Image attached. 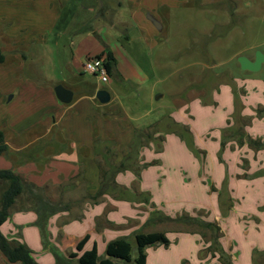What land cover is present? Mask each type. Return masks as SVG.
Segmentation results:
<instances>
[{
  "label": "crops",
  "instance_id": "crops-1",
  "mask_svg": "<svg viewBox=\"0 0 264 264\" xmlns=\"http://www.w3.org/2000/svg\"><path fill=\"white\" fill-rule=\"evenodd\" d=\"M0 1H2L0 2V21L5 19L9 23V20L13 19L12 14H15V10L8 16L4 12L3 5L6 1ZM65 1L68 2V0L18 2L23 5L20 8L21 17L29 19L28 22L25 20L23 22L27 25L36 24L38 28L32 32L38 36L24 43L31 44V42L41 40L47 44L50 41L47 37L53 34H47V32L57 26L56 23L63 13ZM120 1L113 0L116 5L115 15L120 17L118 19H121L125 25L130 20L131 22L134 20L140 29H143L142 32L146 31L147 34H151L153 24L145 17V11H151L155 15L152 6L156 4L150 2L149 5L144 1L129 0L128 7L123 9V3ZM163 2L159 0V5ZM107 5L109 8L112 7L111 4ZM123 11H127V17ZM32 18L35 23L31 22ZM23 22L20 21V26ZM117 23L120 24L117 20L106 26L96 25L84 31V34L77 35L82 37L77 41V50L74 52L71 50V57L66 56L69 57L66 62L70 75L60 83H70V87L78 89V97L74 99V93L73 100L67 106L59 101L55 94L54 88L58 83L52 87L41 86L35 81H24L17 78L19 75L14 73L18 70L22 71L24 67L28 68V65L14 45L13 51L10 50L11 58L6 57L5 59L13 65L0 67V127L4 131L9 146L8 152L0 156V168L11 169L19 174L27 184L34 185L31 188L28 186V189L26 188L17 197L14 204L16 211L12 219L15 223L21 224L20 232L17 228H13L5 236L14 242L26 244L39 264H56L59 259H62L63 264L65 262L66 264H80V252L77 250V245L82 240H85L83 250L96 247L99 255L104 257L110 241L118 238L135 240V234L141 230L154 232L155 229L149 228L148 230L147 227L153 224L150 221L151 214L160 211L172 217L179 215L200 217L203 223L198 224L197 228L192 231L168 230L167 236L171 242L168 246L150 247L147 252V264H264V144L260 146L247 138L248 136L255 142L259 140L264 142V134L256 132L254 135L250 134V122L253 116L257 119L259 115L255 108L258 105L264 107V96L260 92H251L248 86L246 87L247 93L236 96L235 92L226 85L224 100H220L219 97L215 98L218 103L216 107L205 103L199 97L186 103L184 107L187 112L184 113L183 119L186 120V124H190L189 128L193 132V147L185 143L186 140L179 133H158L156 136L161 137L160 143L150 141L140 149V173L125 170L117 174L116 180L121 185L131 189L134 193L144 192L149 197L151 195L148 202L120 200L113 195L99 191L101 170L106 169L107 166L101 159V155L96 153L98 160L95 158L93 143L101 139L115 142L118 145L119 139L108 136L106 128L96 137L90 136V130L93 123L103 115L112 116L111 122L117 121L118 117L123 116H117L116 113H120L122 107H112L111 104L106 106L113 99L111 93V100L106 104H101L95 97V91L101 88L96 87L94 90L88 88L78 71L82 72L81 69L85 71L84 63L87 58L101 55L105 58L106 53L110 51L117 60L114 72L110 74L111 78L114 75L120 81L119 72L123 73L125 79L134 78L127 71L122 70L124 69L123 60L125 66L129 65L136 70L132 57L122 52L123 48L120 46L118 36L113 35L109 28ZM14 38H16L13 41L15 45L25 39L22 34L20 40L16 36ZM74 39H72V44H74ZM10 79H14V84L8 87ZM43 87L51 101L52 106L50 107L60 110L58 118H54L53 126L43 131L39 130L31 136H22L21 132L24 128H21L19 124H28V118L36 121L42 117V112L37 113L36 111L45 105V98L42 101L37 97ZM233 89L236 91L235 88ZM82 90L85 93H79ZM239 92L242 90L240 89ZM11 93L12 98L7 99V95ZM253 95L257 101H253ZM258 95L261 97L259 98ZM16 96L26 99L25 107L29 105L30 108H34L33 116H22L15 119L14 116L7 114V103ZM198 106L203 111L199 118L196 117ZM240 106L243 108L241 109ZM217 107L220 109L219 113L214 109ZM175 120L178 121L179 118ZM257 120L264 124V119ZM7 121L16 132L7 125ZM244 123L246 124L241 126ZM115 125L114 123L112 126ZM56 127H58L59 134L56 133L57 131L53 132ZM3 128L10 131V135ZM242 129L245 134L241 133ZM226 132L228 133L227 138L225 137ZM132 136L133 132L130 130L124 142L128 143ZM57 137L61 141H68L71 137L77 140L79 137V144L85 143L80 146L75 145L79 148L76 165L66 164L67 160L61 159L65 169L59 167V170L52 175L39 176L50 164L51 160L48 161L46 150L48 146L51 147L57 141ZM240 137L243 141L239 143L238 138ZM169 141L176 143L177 149V154L174 153L172 160L166 158ZM39 145L41 146L40 153L33 154ZM9 152L15 156L25 154L26 159L9 158ZM144 152H149L150 157H147V154L144 155ZM50 154L51 159L59 155L58 152ZM124 154L117 152L115 162L119 163ZM162 155L165 157L162 158ZM96 160L99 162V167ZM24 164L36 166L35 169L31 168L35 174L30 175V169L23 171ZM166 164L170 170L161 168ZM150 168L157 169V181L153 183L155 186H151L144 176V172ZM75 180L84 182L85 186L80 189L76 185L73 186L74 182L69 183ZM66 184L68 185L62 188L66 197L63 205L46 201L38 192L40 189H46L44 186L60 187ZM70 195L73 197H69ZM61 197L60 195L59 198ZM167 202H171L172 207ZM39 213L44 217L48 216L44 232L37 223ZM7 221L1 225V229ZM208 223L214 224L215 229L206 225ZM204 229L209 232V236L204 237L202 234ZM37 252L43 255L40 259H38ZM75 252H78V256L72 257L71 254Z\"/></svg>",
  "mask_w": 264,
  "mask_h": 264
},
{
  "label": "rangeland",
  "instance_id": "rangeland-1",
  "mask_svg": "<svg viewBox=\"0 0 264 264\" xmlns=\"http://www.w3.org/2000/svg\"><path fill=\"white\" fill-rule=\"evenodd\" d=\"M5 1L6 3H3L4 12L9 16V13L15 10V14H12L13 19L9 20V23L6 22L5 19L0 21V51L4 53L5 59L6 57L11 58L10 53L15 46L17 48L16 50L23 55V59L26 61L28 68L24 67L22 71L18 70L14 74L19 75L17 78L24 81L32 80L41 86L52 87L56 83L60 84L65 77L70 75L66 62V59L69 57L66 56L71 57V50L72 52L77 50V41L82 38L77 35L84 34L86 30L96 25L100 26L101 24L106 26L118 20L120 24L117 23L115 29V26L109 28L113 35L118 36L120 46L123 48L122 52L132 57L133 66L136 68L135 70L129 65L128 67L125 66L123 60L124 69L122 70L127 71V73L132 75L135 79H125L123 73L119 72L120 81L116 76L113 75L111 78L109 75V82L102 83V81H99L96 74L85 72L83 69H81L82 72H80V70L78 72L81 73V78L88 88L94 90L96 87H100L108 90L112 94L113 99L106 106L111 104L112 107H122L120 113L116 112L117 116L123 115L116 119L122 123L115 120L111 122L112 116L106 114L93 123L92 129L90 130V136L96 137L102 130L105 128L108 129V132H106L109 133L108 136H114L119 139L117 141L118 145H116L119 147L117 152H120L122 155L128 150L138 130H149V128L159 123L163 118L168 116L174 119L179 118L178 121H182L180 123L189 128L190 124H186V120L183 119L184 113L187 112L184 105L194 98L199 97L205 103L207 102V104L216 107L218 103H216L217 101L215 98L219 97L220 100H224L226 96L225 91L227 90L226 85L235 92L236 96H239L241 93H247V86L251 92H260L264 96V61L258 71H244L238 62L239 56H247L252 60L255 59L258 53L264 56V0H163L164 2L161 5H159V0H138V2L144 1L149 5L150 2L156 4L152 6L155 12L154 16H157L156 18L163 27L161 30H158L150 21L153 24L150 32L151 34H147L146 31L142 32L143 29H140L138 23L134 20L133 22L130 20V22L125 25L121 19H118L120 17L115 15L116 5L113 3V0H68L67 3L66 1L64 3L63 13L56 23L57 26H54L53 29L48 30L50 32H47V34H53V36L48 35L47 39L50 41L47 42V44L41 40L31 42V44L24 43L38 36V34L32 33L34 32L33 30H38V28H36L37 25H27L23 22V20L26 22L29 21V19H24L20 15V8L23 5L18 2H24V0ZM120 3H123V9H125L129 0H121ZM107 4H111L112 7L109 8ZM148 12L153 14L151 11H145L146 18ZM123 13L127 17V11H123ZM112 18L114 20L113 22ZM21 20L23 22L22 26H20ZM31 22L35 23L33 18ZM42 25H44V23H42ZM123 27L126 28L124 29ZM21 34L25 39L19 41L16 45L13 44V41L16 39L14 36L20 40ZM72 39H74V44H72ZM11 63L12 62L6 60L4 63H0V67L10 66L9 64ZM115 64H117V60ZM13 80L10 79L11 82L10 85L8 84V87L14 84ZM233 83L236 91L233 89ZM238 83L240 85H238ZM64 84L62 85L66 88L69 87L68 89L75 93L74 99H76L78 97V89L76 87H70V83ZM240 89L242 92H239ZM81 92L85 93L84 90L79 93ZM11 95L12 93L8 94L7 99H9ZM258 96L259 98L261 97L260 95ZM37 97H39L38 99H42V101H44L45 98V105L36 111L37 113L41 111L42 117L36 121L28 118V124H19L21 128H24L21 132L22 136H31L39 130L43 131L49 126H53L54 118L57 119L58 113H60L59 109L56 110L50 107L52 104L48 99V94L44 87L41 88V92ZM252 98L253 101H257L254 95ZM26 103V99L16 96L11 102L7 103V114L14 116L15 119L22 116H33L34 108H30L29 105L25 107ZM67 105L68 104H65V106ZM37 107L39 108V106ZM240 107L241 109L243 108V106ZM194 109L192 108L191 110L193 111ZM214 109L219 113V107ZM255 111L259 114L257 115V119H264L263 105H258ZM202 113L203 111L198 106L196 117H201ZM234 115L236 114L234 113ZM254 117L255 116H253L252 120L250 118V134L254 135V132L264 134V124L254 119ZM114 123L116 125L112 126ZM246 123L241 126H244ZM7 125L12 128V125L8 121ZM3 129L9 134L10 131L8 132L5 128ZM15 129H17V127H15ZM12 130L16 132L13 128ZM130 130L133 132V136L128 143H125L124 140L129 136ZM55 131L59 134L58 127L53 129V132ZM190 132L193 133L192 130ZM160 133L164 134L165 131ZM241 133L245 134V131L242 129ZM7 134L6 137H8ZM225 134L227 138L228 133L226 132ZM184 135L188 137L187 133ZM13 136L12 134V137ZM78 138L79 137L75 140L71 137L68 141H61L57 137V141L51 145V147L48 146L46 150V152H48V154H46L48 161L51 160L49 162L50 164L39 176L45 177L52 175L56 170H59V167L65 169L66 167L63 166L64 162L61 159H66V164L75 166L79 150L75 145L80 146L85 144H79ZM157 138L158 140H156V143H160L161 137L157 136ZM247 138L251 141V137L249 138L247 136ZM238 139L239 143L243 141L242 137ZM98 141L102 140L100 139ZM150 141L152 142L153 140ZM258 142L262 141L259 140ZM38 143H40V141ZM95 143L97 142L95 141L93 143L94 151ZM144 143L143 145H146V140ZM71 145H73V148H71ZM84 148L83 146V149ZM40 151L41 146L39 145L38 149L35 152L33 151V154L37 155ZM49 152L53 154H57L58 152L59 155L51 159V154ZM174 153L177 154L176 143L169 141L166 158L172 160L174 158ZM145 154H147V157H150L149 152H144V155ZM8 155L9 158L16 160H22L25 157V154L22 153L19 154V156H15L9 152ZM58 156L60 157L58 158ZM101 157L106 164L105 157ZM163 157H165V155H162V158ZM95 158L98 160L97 155ZM139 158L140 155L138 161ZM58 159L60 160L58 161ZM8 160L11 162L10 159ZM120 163L121 161L116 164ZM96 164L99 167L98 161ZM138 164L141 165L140 163ZM31 165L32 164H24L22 170L30 169L31 171L32 167L33 169L36 168V166ZM161 168L163 170H170L167 164ZM106 169H108V167ZM156 171L157 169L150 168L144 172V176L151 186H155L153 183L157 181ZM121 172L123 173L125 170ZM33 174H35L34 171H31L30 175ZM35 176L36 175H34V177ZM149 178H151V180H149ZM71 182H74L73 186L76 185L77 188L79 187L80 189L85 186L84 182L78 180L69 181V183ZM67 185L68 184L60 187L48 185L44 186L46 189H40L38 192L42 194V198L46 201L52 202V204L63 205V203L66 202V197L62 192V188ZM5 187L6 183L0 182V208L2 204V193ZM135 193L139 194L144 192ZM155 194L158 195L157 193ZM60 195L62 196L61 198H59ZM69 197L73 196L70 195ZM150 198L151 195L149 199ZM155 202L158 203L157 201ZM167 204L172 207L171 202H167ZM14 207L15 205L9 209L8 221L6 220L5 226L1 229V232L4 233V235L6 234V236L13 228H17L19 230L18 232H20V228H22V226H20L21 224L15 223L12 219L16 211ZM151 216V218H153V222L151 223L153 224L147 227V229L149 230V228H152L155 229V231H162L165 232L166 235L168 230L181 232H183L182 230L192 231L196 229L198 223L203 220L200 217L188 215H179L175 217L165 215L163 218L166 219H161L155 216L154 212ZM141 231L146 232L145 230ZM202 234L204 237L209 236V232L206 229L202 231ZM10 241H12V239ZM131 242L133 244V255L136 256V242L135 240H131ZM12 244H14L13 241ZM154 246L156 245L147 247L146 252H148L150 247L153 248ZM37 253L38 259H40L43 255L41 252ZM61 260L62 259H59L56 264H63ZM0 264L21 263L8 261L7 257L0 250Z\"/></svg>",
  "mask_w": 264,
  "mask_h": 264
},
{
  "label": "trees",
  "instance_id": "trees-1",
  "mask_svg": "<svg viewBox=\"0 0 264 264\" xmlns=\"http://www.w3.org/2000/svg\"><path fill=\"white\" fill-rule=\"evenodd\" d=\"M98 57H102L98 56ZM5 55L0 51V63H4ZM107 71L113 74L115 67V57L112 52L108 51L106 57L104 58ZM234 88V83H233ZM164 123V124H162ZM165 131V133H179L188 143L189 146L193 147L192 133L190 128L182 125L176 121L171 116L163 118L153 125L149 130H138L134 137V140L130 144L128 150L123 156L120 164L115 163L117 155V146L115 142L112 141H96L95 152L106 159V166L108 169L101 170V185L99 191L101 193H106L113 195L115 198L120 200H136L148 201L149 196L144 193H134L131 189L121 185L116 180V176L119 172L127 169L136 171L140 173V165L138 164V157L141 147L144 141L156 143L158 140L156 134ZM187 133L188 137H185ZM252 143L259 144L260 146L264 143L253 141ZM9 146L5 139V134L0 127V156L5 155L8 152ZM0 182L6 183V187L2 193V204L0 208V250L7 257L10 262H20L21 264H39V262L33 256L32 250L24 243H17L10 241L2 232L1 225L9 217V209L16 203V199L21 195L24 190L28 187H34L33 184H27L24 179L11 169H1L0 168ZM143 196V197H142ZM46 207V206H45ZM154 215L161 219L165 216L160 211L154 212ZM154 216V217H155ZM48 216H42L39 213L38 225L43 229L46 225ZM153 222V218H150ZM199 222L198 224H202ZM209 227L215 229V225L212 223L206 224ZM135 242L137 245V255H133V244L129 238H118L116 240L110 241L106 248V254L104 257L99 255L96 247L91 250H83L85 240H82L77 245V250L80 252L79 263L80 264H147V252L146 248L153 245H165L168 246L170 240L165 232L154 231V232H137L135 234ZM72 257L78 256V252L72 253Z\"/></svg>",
  "mask_w": 264,
  "mask_h": 264
},
{
  "label": "water",
  "instance_id": "water-1",
  "mask_svg": "<svg viewBox=\"0 0 264 264\" xmlns=\"http://www.w3.org/2000/svg\"><path fill=\"white\" fill-rule=\"evenodd\" d=\"M147 18L158 28V30L162 29V25L159 22V20L150 12L147 13ZM264 61V56L261 53H258V55L255 57V59H250L247 56H239L238 62L240 64V67L242 70L247 71H258L260 70L262 63ZM55 94L59 101L62 103L68 104L73 100L74 92L68 88H66L62 84H58L54 88ZM95 97L101 104H106L111 100V94L106 89H99L96 91ZM12 96L9 97L11 99Z\"/></svg>",
  "mask_w": 264,
  "mask_h": 264
},
{
  "label": "built area",
  "instance_id": "built-area-1",
  "mask_svg": "<svg viewBox=\"0 0 264 264\" xmlns=\"http://www.w3.org/2000/svg\"><path fill=\"white\" fill-rule=\"evenodd\" d=\"M85 71L91 74H96L102 82L109 81V73L105 65L104 58L90 57L84 63Z\"/></svg>",
  "mask_w": 264,
  "mask_h": 264
}]
</instances>
